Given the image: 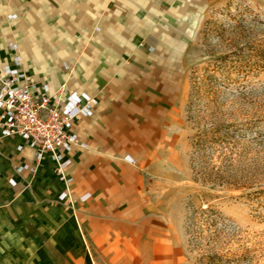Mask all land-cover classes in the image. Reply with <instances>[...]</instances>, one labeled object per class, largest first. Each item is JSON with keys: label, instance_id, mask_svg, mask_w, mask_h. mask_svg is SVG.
Returning <instances> with one entry per match:
<instances>
[{"label": "crops", "instance_id": "obj_1", "mask_svg": "<svg viewBox=\"0 0 264 264\" xmlns=\"http://www.w3.org/2000/svg\"><path fill=\"white\" fill-rule=\"evenodd\" d=\"M179 1L0 0V61L19 55L40 87L97 99L74 123L68 198L52 156L37 163L0 131V264L83 263L118 234L167 235L142 161L183 100V51L163 45Z\"/></svg>", "mask_w": 264, "mask_h": 264}, {"label": "rangeland", "instance_id": "obj_2", "mask_svg": "<svg viewBox=\"0 0 264 264\" xmlns=\"http://www.w3.org/2000/svg\"><path fill=\"white\" fill-rule=\"evenodd\" d=\"M179 2L163 45L183 51V100L142 161L167 235L118 234L77 264H264V0Z\"/></svg>", "mask_w": 264, "mask_h": 264}, {"label": "built area", "instance_id": "obj_3", "mask_svg": "<svg viewBox=\"0 0 264 264\" xmlns=\"http://www.w3.org/2000/svg\"><path fill=\"white\" fill-rule=\"evenodd\" d=\"M14 50H16L14 48ZM97 99L85 93L40 87L15 55L11 62L0 61V131L1 138H19L22 148L35 152L37 163L50 155L58 164V173L66 183L64 198L70 197L69 181L64 175L70 163L66 155L80 145L74 123L94 114Z\"/></svg>", "mask_w": 264, "mask_h": 264}, {"label": "trees", "instance_id": "obj_4", "mask_svg": "<svg viewBox=\"0 0 264 264\" xmlns=\"http://www.w3.org/2000/svg\"><path fill=\"white\" fill-rule=\"evenodd\" d=\"M218 131V130H217ZM217 133V132H215ZM199 141V145L204 144V139L200 138ZM216 214V212L214 213ZM218 235H215L212 240L213 242L215 241V239L217 238ZM225 255H223L222 253L219 252H207L206 254L202 255V257L199 259V264H222L224 262L226 263H230L232 261V259H227V261H225Z\"/></svg>", "mask_w": 264, "mask_h": 264}]
</instances>
